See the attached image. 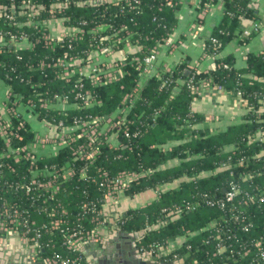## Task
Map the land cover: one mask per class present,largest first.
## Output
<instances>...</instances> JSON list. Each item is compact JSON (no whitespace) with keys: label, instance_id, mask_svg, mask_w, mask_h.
<instances>
[{"label":"trees","instance_id":"obj_1","mask_svg":"<svg viewBox=\"0 0 264 264\" xmlns=\"http://www.w3.org/2000/svg\"><path fill=\"white\" fill-rule=\"evenodd\" d=\"M26 1L0 0V10H8L14 17L13 21L4 14L0 17V79L9 86L8 105L17 109L10 114L18 134L12 137V146L33 141L36 130L21 111L30 102L36 104L29 110L38 120L53 126L62 121L65 131L75 126V119L112 114L126 104L129 108L114 135L102 139L92 159L74 153L80 146L85 151L93 149L82 137L37 162L40 170L46 165L76 170L75 176L61 180V190L47 202V211L40 210L42 198L37 194L5 187L0 191V210L4 205L18 207L22 219L35 220L37 226L60 218L64 226L93 230L97 225L94 218L107 219L109 214L110 206L105 204L108 188L101 185L103 173L115 180L124 171L153 170L133 181L125 196L157 188L160 194L150 205L132 209L117 221L127 232L153 227L141 238V247L174 246L171 256L176 255L181 264H264L255 247L257 240L264 247V141L260 139L264 133V49L244 53L243 66H238V52L225 51L232 45L247 46L258 34L254 30L243 33L242 17L260 18L250 7L253 0H223L222 21L204 38L209 68H191L190 58L185 57L168 64L171 70L167 71L166 61L159 59L141 87L144 66L135 58L143 59L170 39L181 0H31L29 5ZM208 1L202 0L200 10ZM55 19L64 21L70 31L62 38L47 40L44 36L50 34ZM9 32H23L26 39L13 45ZM127 43L139 49L122 61L124 74L118 80L94 83L92 76L76 70L90 62L94 51H118ZM60 60L71 63L70 75L57 64ZM202 82L241 91L248 108L241 121L217 133L198 127L201 115L192 110V102L197 97L194 88ZM64 99L66 106L60 108ZM125 128L130 137L124 135ZM5 151V139L0 136V155ZM34 173L27 160L0 159L5 180L20 184ZM231 181L241 192L220 207L217 202L225 198L224 189ZM211 200L214 204L208 203ZM188 202L195 209H185ZM41 232L45 254L59 253L70 259L81 255L77 264H88L82 250L66 249L62 232L50 228ZM218 242L227 245L225 252H217Z\"/></svg>","mask_w":264,"mask_h":264},{"label":"built area","instance_id":"obj_2","mask_svg":"<svg viewBox=\"0 0 264 264\" xmlns=\"http://www.w3.org/2000/svg\"><path fill=\"white\" fill-rule=\"evenodd\" d=\"M216 0H210L204 5V9L202 10V15H200V21H203L207 12H209ZM26 4H31V0H27ZM8 10L5 9L0 10V17L6 15L8 19L13 21L14 17L12 14L7 13ZM57 22H62L64 25V21L60 19H55ZM65 26V25H64ZM66 32L60 35L59 37H53L50 29V34L45 35V39H53V38H62L68 34L70 29L66 27ZM258 32L260 30V22L255 23L254 28L251 31ZM250 30L245 29L244 35H249ZM10 35V39L12 40L13 45H15L18 41H25L26 35L25 33H8ZM168 41V40H167ZM166 41V43H167ZM127 45H131L127 43ZM124 47V48H125ZM123 48V49H124ZM139 49V47H137ZM121 49V50H123ZM115 51V50H104L101 48L100 50L94 51L92 54V58L90 62L85 66H80L76 70L81 73V75L85 77L92 76L94 83H100L102 81H115L121 78L124 72L120 69L123 64L121 60L115 63H108L105 61H100L98 58L99 54L104 52ZM160 54L159 47L155 48L151 54L146 55L143 59L136 57L135 60L139 63L140 66H144L141 81L139 87L145 83L146 75H149L155 68V65L158 60V56ZM58 65H63L65 68V74L70 75V62H65V60H60ZM73 64V63H72ZM225 67H228L225 64ZM164 68L167 71H170L171 68L168 64L164 65ZM207 84V82H202L200 85L194 88V91L198 94L199 88ZM135 91L137 89L135 88ZM235 93V92H234ZM241 97V91H237L236 93ZM80 95V94H79ZM11 93L8 90V99H10ZM82 99L85 100V95L81 96ZM129 95L124 99V103L128 99ZM242 98V97H241ZM243 99V98H242ZM244 100V99H243ZM245 101V100H244ZM88 102V99L85 100V103ZM62 105L66 106V99L61 101ZM246 103V101H245ZM36 104L30 102L29 109L34 108ZM43 106H47V104H43ZM264 107V103H263ZM129 105H125L121 109L116 112L108 115L96 116L92 117L88 120L79 121L75 119V126L71 127L69 131L63 130L64 123L60 121L56 126L53 124L46 123L40 121L44 128L47 130L46 132H39L36 130L33 141L27 145L21 147H13L11 144V139L13 136H18L15 132L13 125L10 120V114H15L17 112L16 107H11L6 103L5 105V113L0 110V136L5 139L6 143V151L0 155V159H12L15 162H19L22 160H27L30 162V169L35 171L33 178L27 180L23 183H18L14 181H10L8 179H4L3 175L0 174V191L3 187L6 190L15 189L22 190L27 195L37 194V197L42 198L41 209L47 211L46 204L48 201H51L56 198L57 194L61 190V180H68L69 178L76 175V170L74 168H63V169H54L53 166L50 168L38 167L37 162L44 158L45 156H51L58 152V150L65 145L66 143L75 142L78 138L85 137L88 141L89 146L93 147L91 151H85L82 146L77 148L74 153H78L81 157H85L86 159H92L98 151V147L102 142L103 138H109L114 135V129L118 127L122 122V117L127 112ZM18 114V113H17ZM25 115V114H24ZM80 129V130H78ZM45 132V133H44ZM116 134V133H115ZM124 135L126 137H130L131 133L129 128L124 129ZM137 135V133L135 134ZM262 141H264V133L260 137ZM171 147V145L166 146ZM153 172V170L148 171H132V172H122L115 180H109L107 172L103 173L104 180L101 185H105L108 188L107 196L105 199V204L111 206L112 204H119V200L123 194H125L126 190L131 186L133 181L139 180L140 178L149 175ZM81 176L85 177L86 174L84 171H80ZM40 176V177H39ZM42 176L49 177L48 179L41 178ZM156 195L160 194V189L157 188L154 190ZM241 192V188L237 183L231 181L229 187L225 192V198L218 201V206L224 207L226 202L233 201L237 195ZM209 204H214V201H209ZM195 205L191 202L186 203L184 206L187 210L195 209ZM3 210H0V239H9L10 237L19 236L24 238L27 243L28 249H30L31 259L37 264H77L78 260H81V255L77 258L70 259L64 258L59 253H53L51 255L45 254L44 250L46 245L42 242L43 234L41 232L42 228H50L51 230H56L63 233V245L67 250L80 252L84 245H89L94 242H102V230L107 225V219H100V215L95 217L94 220L97 222L96 227L93 230L83 229L82 226L72 227V226H64L62 225L63 221L60 218L52 219L48 223L42 224V226H37L35 220L30 221L27 218L21 217L20 209L17 207L15 209H8L5 205ZM181 208V207H180ZM183 208V207H182ZM86 209V205L84 206ZM62 213L67 214L65 209L62 210ZM86 213V210H85ZM103 216L102 212H100ZM51 216L55 217L56 213L52 212ZM243 230H248L247 225L242 226ZM160 246L152 245L151 249L157 250ZM255 247L259 249L260 258H264V247L260 240L255 242ZM145 250V247H141ZM162 248V247H160ZM168 248V247H166ZM217 252L223 253L227 250V245L218 242L217 243ZM88 263V261H86ZM89 264V263H88Z\"/></svg>","mask_w":264,"mask_h":264},{"label":"crops","instance_id":"obj_3","mask_svg":"<svg viewBox=\"0 0 264 264\" xmlns=\"http://www.w3.org/2000/svg\"><path fill=\"white\" fill-rule=\"evenodd\" d=\"M202 0H181V8L177 13L178 23L167 43L160 46L159 61H166L164 64H175L185 57H189L191 68L198 70H206L210 67V59L205 53L204 38L209 36L213 30L221 23L223 16V0L215 1L213 8L207 12L203 21H200V10ZM250 7L255 10V14L259 15V20L251 17H246L247 20H242L243 27L247 30H252L255 23L260 22V30L258 34L251 39L245 47L228 46L226 52H238V66L244 64V53L249 51H260L264 49V2L260 3L257 0L250 2ZM51 33L53 37H59L66 32V27L62 22L53 21L51 25ZM138 48L133 45H127L123 50L104 52L98 55L100 61L115 63L125 59L130 53H136ZM157 60V61H158ZM150 75V74H149ZM146 75L145 79L149 77ZM8 84L0 79V110L5 113V105L8 103ZM62 105V104H61ZM64 105L60 106L63 108ZM29 108H23L22 112L28 121L31 122L35 130L39 132L47 131L42 123L36 118ZM192 110L201 115V120L197 126L204 128L208 127L212 133H217L220 130L226 129L229 125L241 121L242 117L247 113L248 108L245 101L233 91H228L220 86L213 84H204L199 90L197 97L192 102ZM44 132V133H45ZM172 163H176L175 161ZM157 197L154 190L136 194L133 197H127L123 194L118 205L109 207L107 215V225L102 230L103 241L106 243L109 239L120 240V234L117 231V221L122 214L127 213L132 209H142L150 205ZM116 226L118 228H116ZM120 230V229H119ZM122 239H125V237ZM143 255L153 254L158 257L161 253H169L172 249L158 248L157 250L147 251L139 247ZM85 257L90 264L89 259L93 255H97L99 249L89 245H84L82 249ZM85 251V252H84ZM30 249L24 238L19 236L10 237L9 239H0V264H5V259L14 258L21 259ZM88 256H87V255ZM145 256H143L144 258ZM26 258V257H25ZM89 258V259H88ZM165 264H181L178 259H164ZM33 264V263H32ZM35 264V262H34Z\"/></svg>","mask_w":264,"mask_h":264},{"label":"water","instance_id":"obj_4","mask_svg":"<svg viewBox=\"0 0 264 264\" xmlns=\"http://www.w3.org/2000/svg\"><path fill=\"white\" fill-rule=\"evenodd\" d=\"M242 20L247 19L244 16L242 17ZM190 72L191 70L187 69L185 74L189 75ZM224 192H226V189H224ZM152 230L153 227L150 226L147 227L146 230L140 232H120L121 236L119 241L109 239L106 243H91V246L99 249V252L97 255H93L92 259L88 258L90 264H165L163 263L162 255H158V257L153 254L143 255L138 247V242L145 235L146 231ZM122 237H125V239H122ZM132 239H136L137 241H135L134 244L131 243V245H127L126 242L129 243L128 241ZM143 256L145 257L143 258ZM5 261V264H34V261L31 258H28V252L27 255L25 254L21 259L6 258Z\"/></svg>","mask_w":264,"mask_h":264},{"label":"flooded vegetation","instance_id":"obj_5","mask_svg":"<svg viewBox=\"0 0 264 264\" xmlns=\"http://www.w3.org/2000/svg\"><path fill=\"white\" fill-rule=\"evenodd\" d=\"M116 228H118V227L116 226ZM119 229H120V230H119ZM117 231L119 232V234H120V232H127V231H124L122 228H118ZM127 233H129V232H127ZM130 241H131V242H130ZM135 241H137V240H136V239H132V240H129V241H128L129 243L126 242V244H127V245H129V244L131 245V243L134 244ZM140 242H141V240L138 242V247H141V246H140ZM94 243H95V242H94ZM151 246H152V245H151ZM142 247H144V246H142ZM145 249H146L147 251H150V250H151V247H150V248L148 247V248H145ZM82 252H83V251H82ZM150 252H151V251H150ZM83 254H84V253H83ZM161 255H162V257H163V260H164L165 258H166V259H170V258H175V259H177V258H176V255L171 256L170 251H169V253H167V254H165V253H161ZM84 256H85V255H84ZM85 258H86V257H85ZM86 261H87V259H86Z\"/></svg>","mask_w":264,"mask_h":264},{"label":"rangeland","instance_id":"obj_6","mask_svg":"<svg viewBox=\"0 0 264 264\" xmlns=\"http://www.w3.org/2000/svg\"><path fill=\"white\" fill-rule=\"evenodd\" d=\"M166 146H168V145H166ZM112 205H116V204H112Z\"/></svg>","mask_w":264,"mask_h":264}]
</instances>
